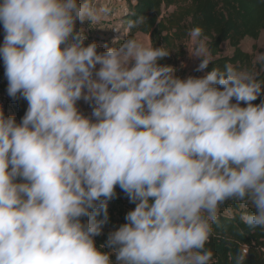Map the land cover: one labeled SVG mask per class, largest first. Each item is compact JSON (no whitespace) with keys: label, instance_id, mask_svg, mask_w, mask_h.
<instances>
[{"label":"clouds","instance_id":"1","mask_svg":"<svg viewBox=\"0 0 264 264\" xmlns=\"http://www.w3.org/2000/svg\"><path fill=\"white\" fill-rule=\"evenodd\" d=\"M112 11L0 0L7 94L27 102L19 122L0 106V264H212L206 245L229 200L249 204L240 221L264 230L261 74L228 62L181 78L161 63L165 45L127 34L144 16L98 51L77 22L95 29ZM188 35L203 72L208 38L199 26ZM117 186L135 208L98 248Z\"/></svg>","mask_w":264,"mask_h":264},{"label":"trees","instance_id":"2","mask_svg":"<svg viewBox=\"0 0 264 264\" xmlns=\"http://www.w3.org/2000/svg\"><path fill=\"white\" fill-rule=\"evenodd\" d=\"M125 1L127 11L122 21L126 27L129 20L145 17L144 24L127 34L136 37L139 34L147 35L154 46L165 45L172 53L161 61L162 64L179 66L184 56L183 45L190 40L188 33L199 26L208 38L207 44L214 57V62L205 72H210L216 66L222 68L228 62L240 69H254L253 58L244 51L243 42L247 39L258 41L264 33V0ZM1 28L2 24L0 30ZM126 38L124 35L120 42ZM225 43L233 50L231 55H223ZM116 46L118 45L113 44V47ZM256 66L261 74L260 78L264 79V61ZM261 100H264V95L253 103L259 104ZM15 101L18 106L17 114L21 119L27 102L23 99ZM251 210V206L244 201L232 200L228 201V208L219 209L218 223L213 225V235L206 245L214 252L212 264H234L235 257L244 245H247L244 264H264V230H251L239 219L242 212ZM98 219H103V216ZM111 259L115 261V258Z\"/></svg>","mask_w":264,"mask_h":264},{"label":"rangeland","instance_id":"3","mask_svg":"<svg viewBox=\"0 0 264 264\" xmlns=\"http://www.w3.org/2000/svg\"><path fill=\"white\" fill-rule=\"evenodd\" d=\"M83 3L84 0H81ZM97 3H108L113 11L110 14V16L107 19L102 20L100 23L93 25V28L89 27V22L80 23L77 22V27H83L86 31V34L88 36V43H91L93 41L97 42L99 45L98 51H105V45L108 47H113L112 40L114 37L122 38L124 36L123 32L126 27V24L122 21V17L124 13L127 11V3L125 0H96ZM119 28L121 32L117 33L114 32L113 28ZM3 27L0 30V44L3 43ZM138 39L146 42L151 43L150 37L146 35L139 34L137 36ZM149 39V40H148ZM188 47H194L190 40L184 43L183 45V59L180 61L179 66L183 65V74L181 73L178 75L179 77L186 78L189 75L195 76V77H202L206 72L205 70L203 72L196 71V68L198 67L199 63L201 62L200 59L197 58H190V55L188 53V50L186 48ZM243 49L247 53L251 54L253 58L254 63V71L259 72L257 68V64L261 61L257 59V57L264 53V33L261 35L260 39L258 41H253L250 39H247L243 42ZM233 50L230 48L228 43H225L223 45V55L228 56L231 55ZM7 90V80L4 76V66L3 61L0 59V93ZM235 102V100H233ZM86 103L83 101L78 102V106L81 109L82 112H84V107ZM116 192L118 193V198L113 199L109 203V222L104 225V230L102 231V235L97 236L96 238V245L99 246L101 244H104L107 240L109 232L115 230L119 227V225L126 223L125 215L127 212L134 210L135 204H132L129 202V200L124 195L123 191L117 186ZM233 202V201H232ZM228 208V201L224 202L220 205L219 209L221 208ZM110 251V250H108ZM115 258V256H112Z\"/></svg>","mask_w":264,"mask_h":264},{"label":"built area","instance_id":"4","mask_svg":"<svg viewBox=\"0 0 264 264\" xmlns=\"http://www.w3.org/2000/svg\"><path fill=\"white\" fill-rule=\"evenodd\" d=\"M0 106L3 107V110L5 112V115L8 116H15L17 121L19 122L20 119L17 114L18 106L16 104V101L13 100L11 97L8 96L7 90L0 93ZM91 112V108L88 106V104L84 107V114L89 115ZM96 241V237H95ZM100 246V245H99ZM99 246H97L99 248Z\"/></svg>","mask_w":264,"mask_h":264},{"label":"crops","instance_id":"5","mask_svg":"<svg viewBox=\"0 0 264 264\" xmlns=\"http://www.w3.org/2000/svg\"><path fill=\"white\" fill-rule=\"evenodd\" d=\"M143 35V34H142ZM147 36V35H146ZM149 38V36H148ZM149 40V39H148ZM178 71H177V74L180 75L181 73L183 74V65H180V66H177L175 67ZM183 78V77H181Z\"/></svg>","mask_w":264,"mask_h":264}]
</instances>
